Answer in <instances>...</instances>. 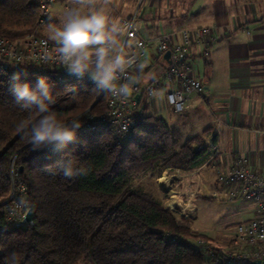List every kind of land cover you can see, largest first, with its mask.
<instances>
[{
    "label": "trees",
    "instance_id": "trees-1",
    "mask_svg": "<svg viewBox=\"0 0 264 264\" xmlns=\"http://www.w3.org/2000/svg\"><path fill=\"white\" fill-rule=\"evenodd\" d=\"M40 15L36 0H0V36L16 39L40 33ZM17 72L20 79L13 81ZM40 77L53 85V94L59 93L52 107L65 122L106 109L107 94L92 91L94 85L87 78L59 80L53 68L0 63V202L11 191L9 171L14 163L33 208L32 224L6 226L0 204V264H7L12 254L17 264H207L209 254L194 241L208 240L209 235L196 233L192 220L167 207L163 198L134 187L132 180L202 166L210 157L206 138L211 128L186 138L162 115L146 112L124 139L107 125L80 132L64 152L31 151L16 125L38 116L19 108L11 87L17 82L35 86ZM70 87H75L76 95L66 91ZM68 157L90 166L89 174L70 180L43 170ZM212 250L219 257L214 264H250L228 262L220 248Z\"/></svg>",
    "mask_w": 264,
    "mask_h": 264
},
{
    "label": "crops",
    "instance_id": "crops-1",
    "mask_svg": "<svg viewBox=\"0 0 264 264\" xmlns=\"http://www.w3.org/2000/svg\"><path fill=\"white\" fill-rule=\"evenodd\" d=\"M134 14L142 20L141 34L146 36L214 27L216 39L208 45L194 43L191 51L195 73L205 84L203 96L194 95L191 105L175 113L166 103L170 86L165 84L152 96L146 112L162 115L186 138L210 127L206 143L210 154L212 144H218V152L211 162L182 171L190 174L178 178L179 185L188 188L199 183L200 189L202 185L218 189L214 198L228 201L227 211L231 209L236 224L254 217L253 202L226 197L217 169L227 171L237 157L245 156L250 167L264 175V0H148L142 12L122 16ZM147 53L142 71L138 67L132 71L139 82L153 80L167 65L165 53L155 54L153 48ZM200 199L194 201L196 207ZM235 234L236 228L233 234L225 231L218 237L228 247Z\"/></svg>",
    "mask_w": 264,
    "mask_h": 264
},
{
    "label": "built area",
    "instance_id": "built-area-1",
    "mask_svg": "<svg viewBox=\"0 0 264 264\" xmlns=\"http://www.w3.org/2000/svg\"><path fill=\"white\" fill-rule=\"evenodd\" d=\"M41 8L37 29L43 27L44 21L53 16L55 4L60 0H36ZM121 21H129L135 24L124 38L125 51L134 63L128 69V75L132 77V71L139 65L145 66L144 58L148 50L153 48L155 54L162 55L170 51L166 67L151 81L139 82L133 86V94L126 98H118L107 94L106 109L103 113H88L83 119V126L78 130L77 136L84 130H93L112 125L116 135L124 139L139 117L146 113V105L151 103L152 96L156 94L162 85H169L166 91V100L175 113H182L189 105L194 95L202 97L205 92L203 79L195 73L194 64L191 61V51L194 43L210 44L216 38L214 27L203 26L194 29L182 28L156 35L146 36L141 34L142 20L136 14L122 16ZM54 43L48 40L44 34L31 32L22 38L12 39L0 36V63L5 66L19 65L20 63L32 64L38 68H53L57 70L59 80L76 79L69 75L67 70L58 63H44L41 59L46 54H53ZM208 54V50H205ZM87 78L90 80L87 76ZM102 96V95H101ZM219 121V118L216 117ZM218 144H212L214 156L218 152ZM11 174V191L7 198L0 202L5 214V225L13 226L26 217L30 206L26 182L18 175L14 163L9 171ZM218 181L224 189L228 199H241L253 202L256 205V215L239 222L236 225V234L227 248L220 249L228 262L248 261L253 259L264 260V175L250 167L247 157L239 156L228 171L217 170ZM218 190H214V194ZM24 199L27 206L20 205ZM169 208L175 210L174 208ZM177 207V206H176ZM178 211V209L176 208ZM184 215V211H178ZM186 215L185 217H187ZM33 223V221H28ZM199 244V242H198ZM202 248L213 255V246L202 238ZM220 248V247H219ZM208 253V252H207ZM216 257V256H215ZM219 262V257L215 258Z\"/></svg>",
    "mask_w": 264,
    "mask_h": 264
},
{
    "label": "clouds",
    "instance_id": "clouds-1",
    "mask_svg": "<svg viewBox=\"0 0 264 264\" xmlns=\"http://www.w3.org/2000/svg\"><path fill=\"white\" fill-rule=\"evenodd\" d=\"M111 3L112 0H69L58 22L49 17L43 23L47 38L55 47L53 54H46L41 59L46 64L58 63L69 75L79 79L87 76L94 85L92 91L97 94L126 99L133 94L137 80L128 75L134 61L125 51L124 38L135 24L111 17ZM138 68L142 71L143 65ZM11 79L19 81L20 73H14ZM52 89L53 85L44 77H40L35 86L17 82L11 87L19 108L38 116L33 121L20 120L16 125L17 132L27 141L31 151L64 152L76 141L77 132L83 126L79 117L67 122L58 118L52 106L59 93L53 94ZM66 91L77 94L75 87ZM43 170L51 176L75 180L87 176L91 168L74 157H68L45 165ZM19 203L28 204L23 198ZM7 264H17L15 254Z\"/></svg>",
    "mask_w": 264,
    "mask_h": 264
},
{
    "label": "rangeland",
    "instance_id": "rangeland-1",
    "mask_svg": "<svg viewBox=\"0 0 264 264\" xmlns=\"http://www.w3.org/2000/svg\"><path fill=\"white\" fill-rule=\"evenodd\" d=\"M68 2L69 0L58 1L55 4V7L53 9V16L51 18H56L57 20H59V17L62 15L64 10L68 6ZM146 4H148V0H112V3L109 5V14L111 17L120 20L122 14L127 15L128 13L142 12ZM39 31L40 33H43L44 35L47 36L43 27L39 29ZM168 115H169L168 113L167 116L165 114V116L168 117L169 119ZM214 157H215L214 153L210 154L208 162H206L205 164L211 162V160ZM182 171L183 170L180 169L166 171L163 172L162 175L158 178H153L150 174L137 175L133 178L132 183L134 187L144 189L146 191H149L157 195L160 198H163L164 204L167 207L169 205L170 207L175 209L172 210L176 212L179 216L185 219L192 220L193 230L196 233H207V235H209L210 238L206 240L209 241L212 246L218 248L220 247V249L227 248V246H225L224 243L221 242V239L218 236L224 233L225 231L233 234L235 227L237 225L236 224L237 218H234V214L231 212V209L227 211L228 201L227 202L220 201V199L218 198H214V199L198 198L199 197L198 194L202 196L211 195L215 197L214 196L215 194L213 192L215 188H211L207 186L205 187V185H202V189H200L199 183H197L195 187L189 186L188 188H185L184 185L182 184L179 185L180 182L177 179L180 177L181 178L185 177L186 175L190 174V173L185 174ZM164 194L166 195L164 196ZM183 195H185L186 197L182 198ZM196 199H200L196 201L197 207L194 202ZM176 208L178 209V211L181 212L183 210L184 215L185 216L188 215V216L185 217L183 215H180L179 212L176 210ZM200 241L202 242V237H198L197 239H195L194 243L196 242V245L202 248V245H200ZM207 252H208L207 254H209V251ZM209 255L207 257L208 259L211 258V260L209 262L207 261L206 263L214 264L215 262L214 255L211 254L212 255L211 257H209ZM79 264H90V263L82 261Z\"/></svg>",
    "mask_w": 264,
    "mask_h": 264
},
{
    "label": "water",
    "instance_id": "water-1",
    "mask_svg": "<svg viewBox=\"0 0 264 264\" xmlns=\"http://www.w3.org/2000/svg\"><path fill=\"white\" fill-rule=\"evenodd\" d=\"M170 53H171L170 51L165 52V57L168 58ZM30 220L31 221L33 220V208L29 209L27 214H26V217L24 219H22L21 221L17 222L15 225L21 226V225L26 224ZM250 264H264V260L253 259L250 261Z\"/></svg>",
    "mask_w": 264,
    "mask_h": 264
}]
</instances>
